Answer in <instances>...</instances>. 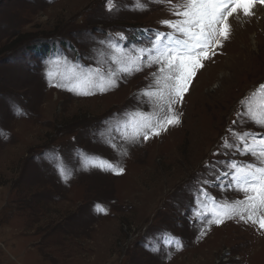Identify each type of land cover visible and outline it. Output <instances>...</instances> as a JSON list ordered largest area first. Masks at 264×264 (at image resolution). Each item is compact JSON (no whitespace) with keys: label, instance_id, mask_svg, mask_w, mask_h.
<instances>
[{"label":"rangeland","instance_id":"obj_1","mask_svg":"<svg viewBox=\"0 0 264 264\" xmlns=\"http://www.w3.org/2000/svg\"><path fill=\"white\" fill-rule=\"evenodd\" d=\"M114 2L110 12L107 0H0V129L8 134L0 136V264H264V230L226 218L230 209L221 207L245 194L208 169L226 159L260 166L251 155L214 153L223 151L222 138L231 142L230 127L264 136V127L237 115L245 111L242 101L253 109L264 101V22L242 26L229 17L230 38L202 60L173 105L180 122L135 142L113 133V148L101 133L115 117L159 114L155 101L140 95L156 87L158 65L122 73L111 64L109 42L135 57L152 31H171L161 21L177 19L173 5L184 0L144 10L135 0ZM81 65L111 66L117 86L78 88L92 95L69 90ZM52 153L71 169L67 182ZM88 157L123 172L84 167ZM202 179L211 182L198 206ZM197 208L224 222L197 219ZM166 233L183 247L163 245Z\"/></svg>","mask_w":264,"mask_h":264},{"label":"snow or ice","instance_id":"obj_2","mask_svg":"<svg viewBox=\"0 0 264 264\" xmlns=\"http://www.w3.org/2000/svg\"><path fill=\"white\" fill-rule=\"evenodd\" d=\"M161 2L162 0H144V2L135 0L134 7L137 10H144L148 3ZM258 3L264 5V0H184L181 4L173 5L172 14L178 17L177 19L161 21V24L166 25L171 31H152V34L148 36V46L136 49L135 57H130L118 44L111 45L109 42L113 50L111 64H115L122 73L130 75L133 71L142 70V67L158 65V71L152 73L156 87L150 86V89L143 90L140 95L148 97L149 101L154 100L159 114H139L138 118L128 116L126 120L120 119L119 116L115 117V124L101 133L104 142L110 143L113 148H116L117 145L112 143L113 133L122 140L135 142L140 136L147 140L149 131L153 135H159L160 131H166L168 126L178 124L179 116L175 114L173 105L180 102L188 91L191 79L196 71L203 67L202 60L210 59L209 53L215 55V49L230 38L232 26L229 23V17H233L239 11H242L244 17L253 16ZM106 7L111 12L117 9V4L114 0H107ZM118 35L121 40L126 39L123 34ZM78 67L80 71L74 72L73 76L69 78V82L73 85L69 90L77 94H95L91 90L78 91V88L84 85H87L89 89H99L101 92L117 86V73L112 70L111 66L103 70L99 67L87 70L82 65ZM259 89L264 90V84L260 85ZM241 103L244 105L245 111L237 115L242 120L247 118V120L264 127V101L257 109H253L244 101ZM16 112L23 114L19 108L16 109ZM232 123L235 125L238 121ZM228 132L232 137L231 142L227 136L222 138L223 151L214 153V155L221 154L225 157L251 155L256 158L260 166L254 163H241L236 159L219 160L208 165L210 175L216 180L226 178L229 187L245 194L243 200L234 201L231 205L221 207L230 209L231 214L225 212L226 218L238 217L239 221L258 224L259 230H264V136L250 131L237 132L231 127ZM7 135L3 129H0V136L6 138ZM50 159L67 182L71 169L61 163V159L56 153H52ZM217 165L223 166V170L218 171ZM83 166L110 169L117 171L118 174L123 172L122 168L116 169L110 162L94 157L84 158ZM210 182L209 179L198 181L200 185L197 197L198 206L201 204L199 197L208 195L203 186ZM211 199L214 200V198ZM97 207L99 208V206ZM194 215L207 224L224 222L223 218H220L216 213H213L214 216H217L216 219L208 220L206 215L199 213L198 208L194 209ZM164 235L166 238L163 240V245L175 247L177 250L183 247L179 238L167 233ZM153 250L159 252L161 246L153 245Z\"/></svg>","mask_w":264,"mask_h":264},{"label":"bare ground","instance_id":"obj_3","mask_svg":"<svg viewBox=\"0 0 264 264\" xmlns=\"http://www.w3.org/2000/svg\"><path fill=\"white\" fill-rule=\"evenodd\" d=\"M254 17H252V16H250V17H244V15H243V13L241 12L240 13V11L239 12H237V13H235L234 14V16L233 17H231V19H232V21H234L235 22V19L236 20H238L239 22H242V23H244V24H242V26L243 25H245L246 26V23H247V21H249V20H252L253 18L256 20V21H258V20H260V22H259V24L260 25H262L261 23L262 22H264V5H256V7H255V9H254ZM233 25V24H232ZM259 25V26H260ZM261 27V26H260ZM246 28V27H245ZM262 37V36H261ZM243 38V37H242ZM256 43V42H255Z\"/></svg>","mask_w":264,"mask_h":264}]
</instances>
